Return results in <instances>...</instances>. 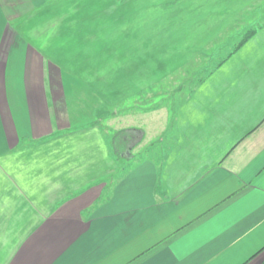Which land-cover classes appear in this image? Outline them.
<instances>
[{"label":"crops","instance_id":"0c3cea01","mask_svg":"<svg viewBox=\"0 0 264 264\" xmlns=\"http://www.w3.org/2000/svg\"><path fill=\"white\" fill-rule=\"evenodd\" d=\"M90 1L0 0V264H264V0ZM80 3L140 38L113 138L35 25Z\"/></svg>","mask_w":264,"mask_h":264},{"label":"rangeland","instance_id":"374dc122","mask_svg":"<svg viewBox=\"0 0 264 264\" xmlns=\"http://www.w3.org/2000/svg\"><path fill=\"white\" fill-rule=\"evenodd\" d=\"M93 4L96 7L97 4H102V0H94ZM94 7L89 8L85 3H80L77 8H46V12L38 17L35 25L44 23L47 26V29L44 30L46 35L41 33V36L45 35L61 43V46L53 44L50 47L52 50L63 48L65 53L62 57L65 59V64L69 69L76 70L81 83L90 87V89L84 87L85 85L83 86L76 81L75 77L73 78V83L78 87L77 89L84 90L85 88V92H80L78 95L77 100L81 102L79 111L73 110L72 113L78 115L79 120L85 117L90 121H98L101 127L111 125L110 127L114 131L109 133L113 138L117 133L115 130L122 125L120 116L124 114L126 106L127 109H132L135 105L133 104L136 101L134 93H127L126 99L121 103L119 96L122 94L118 93V90L120 86L130 87L134 85L136 45H138L140 38H136V31L133 26L126 27L123 26L127 25L125 22L115 21L118 17L117 14L123 15L124 9L120 10L121 12L118 10L112 12L109 10L111 8ZM157 30L152 29L146 32L143 30L142 38L148 40L147 37L154 39L163 35ZM147 52H151V47L138 50L139 54ZM108 87L112 91L103 93V90ZM87 102H89L87 105L89 109L82 110V106L86 105ZM98 111L105 114L101 113V116ZM104 117H111L110 125L105 122ZM148 117L147 119L151 120V115ZM110 147L113 150L111 145ZM133 149H126V154L134 156L136 151ZM123 159L120 157V159L115 160V163L123 162ZM8 240L7 237H0V260L7 255ZM8 244L11 245L10 249H12L10 241Z\"/></svg>","mask_w":264,"mask_h":264},{"label":"trees","instance_id":"16d2710c","mask_svg":"<svg viewBox=\"0 0 264 264\" xmlns=\"http://www.w3.org/2000/svg\"><path fill=\"white\" fill-rule=\"evenodd\" d=\"M248 36H249V35H248ZM248 36H246L245 38H247ZM245 38H244V39H245Z\"/></svg>","mask_w":264,"mask_h":264}]
</instances>
